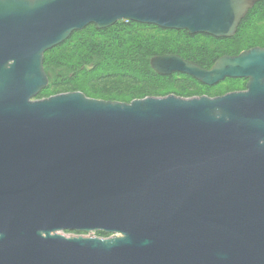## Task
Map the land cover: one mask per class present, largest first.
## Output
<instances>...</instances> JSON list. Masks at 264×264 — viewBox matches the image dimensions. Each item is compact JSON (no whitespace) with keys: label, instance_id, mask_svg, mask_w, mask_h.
<instances>
[{"label":"water","instance_id":"95a60500","mask_svg":"<svg viewBox=\"0 0 264 264\" xmlns=\"http://www.w3.org/2000/svg\"><path fill=\"white\" fill-rule=\"evenodd\" d=\"M256 1L0 0V264H264V47L209 69L149 61L245 91L35 98L44 52L73 31L130 20L231 37ZM95 231L109 236L82 235Z\"/></svg>","mask_w":264,"mask_h":264},{"label":"trees","instance_id":"16d2710c","mask_svg":"<svg viewBox=\"0 0 264 264\" xmlns=\"http://www.w3.org/2000/svg\"><path fill=\"white\" fill-rule=\"evenodd\" d=\"M203 35L130 20H118L104 28L89 24L44 52L48 83L35 98L71 91L125 102L171 93L189 95L183 93L179 73L160 75L151 69L149 61L154 55L167 53L194 59L198 43L188 37ZM244 36L250 37V43H264V0L256 1L248 10L232 37ZM208 55L204 52L202 58ZM95 234L109 236L103 231Z\"/></svg>","mask_w":264,"mask_h":264},{"label":"flooded vegetation","instance_id":"af4514ba","mask_svg":"<svg viewBox=\"0 0 264 264\" xmlns=\"http://www.w3.org/2000/svg\"><path fill=\"white\" fill-rule=\"evenodd\" d=\"M202 34L204 35L188 37L189 39L195 40L198 43L195 46V51L193 55L194 59H190L186 56L178 54L183 59L196 63L202 69H209L213 65V63L221 56L237 55L238 53L246 51L253 47H264V43H250V37L248 36H244L243 38L232 36L215 37L205 33ZM204 52H207L209 54L207 58H202V54ZM176 73H179V84L182 87L183 93H190L189 95L181 96L183 98H190L196 96L217 97L230 92L242 90L245 91L246 83L248 81L247 78L225 77L219 82L209 85L201 82L200 80L186 73Z\"/></svg>","mask_w":264,"mask_h":264},{"label":"rangeland","instance_id":"374dc122","mask_svg":"<svg viewBox=\"0 0 264 264\" xmlns=\"http://www.w3.org/2000/svg\"><path fill=\"white\" fill-rule=\"evenodd\" d=\"M95 232H97V231H95ZM95 232H90V233H86V234H82V235H84V236H98L97 234H95ZM60 233H62V234H64V235H66V236H68V235H77V234H75V233H73V232H68V231H61ZM99 237H103V236H99Z\"/></svg>","mask_w":264,"mask_h":264}]
</instances>
